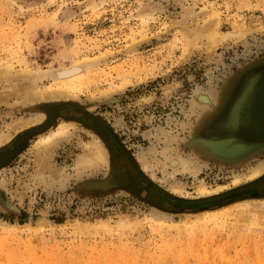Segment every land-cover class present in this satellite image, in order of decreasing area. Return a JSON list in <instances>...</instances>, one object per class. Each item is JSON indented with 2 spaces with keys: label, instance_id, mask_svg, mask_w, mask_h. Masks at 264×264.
<instances>
[{
  "label": "rangeland",
  "instance_id": "374dc122",
  "mask_svg": "<svg viewBox=\"0 0 264 264\" xmlns=\"http://www.w3.org/2000/svg\"><path fill=\"white\" fill-rule=\"evenodd\" d=\"M0 68L11 72L0 80V136L46 113L42 132L0 149V264H264V212L252 204L264 206L263 178L207 198L157 180L182 158L203 164L191 141L216 103L192 111L197 90H214L217 106L232 85L264 99V0H0ZM73 72L83 75L71 104L29 103ZM63 121L73 137L40 151ZM96 138L108 162L78 167ZM256 150L243 166L213 160L177 178L190 192L199 180L225 185L264 163ZM251 195L262 197L208 211Z\"/></svg>",
  "mask_w": 264,
  "mask_h": 264
},
{
  "label": "bare ground",
  "instance_id": "6f19581e",
  "mask_svg": "<svg viewBox=\"0 0 264 264\" xmlns=\"http://www.w3.org/2000/svg\"><path fill=\"white\" fill-rule=\"evenodd\" d=\"M209 26V25H208ZM213 27H205L204 30H202V33L205 35H210L212 42L214 35L211 32V29ZM194 43L193 40H191V44ZM11 72L0 68V80L7 78ZM83 74L80 72H73L69 77L62 80V86L60 87V91H54L50 92L47 90H41L40 93L37 95V97L29 103H35L36 100H39V103H45L47 104H57V103H66L69 102L74 94H75V85L79 81V78ZM257 78H253L251 81L256 82ZM251 82V83H252ZM234 87L229 86L226 87V93H223L221 95L222 99L220 102V105L217 104V96L218 94L212 92H205L201 89L197 90L199 95V103H195L192 107V111L195 110L196 106H204L208 107L213 102L216 103L213 105L215 108L214 110H205L198 116V130L200 129V133L194 135L192 139L191 145H193L196 149L201 150L198 151L199 154L204 155V161L203 164H196L195 160L192 158H182L179 161V164L172 163L171 165L175 166L178 165L179 167L174 170L172 173L166 172L163 174V178H157L159 182H162L164 185L167 186V190L169 193L175 196L180 197H197V198H207L211 196L220 195L222 192H224L226 189L236 187L242 183L255 181L258 178H262L264 176V163H259L257 166H253L249 168L247 173H234V178L230 183H227L225 185H217V186H211L207 182H204L202 180H199L197 182V185L195 187L194 192L188 191L186 184L177 178V173H183V174H190L195 176L196 178L199 176V174L202 172L203 167L206 164H208L209 161H219L221 165H240L243 166L244 161H246L251 155L252 152L259 151V150H252V149H260L263 150V147L258 148L256 146H252V144H247V138L238 131H231V132H222L220 134H216V130L214 129L215 126L218 124L224 125L229 122V110L227 108L231 95H234ZM233 91V92H232ZM246 93V92H245ZM254 98V97H253ZM212 99V100H211ZM220 101V99H219ZM246 102L245 105L250 101V97L248 95H245L243 98V102ZM255 101V100H254ZM224 102V103H223ZM227 103V104H226ZM256 104H259L260 101L256 100ZM32 104V105H33ZM223 104V105H222ZM249 104V103H248ZM244 105V106H245ZM219 107V108H218ZM218 108V110H217ZM32 109H39L38 107H33ZM89 109V108H87ZM34 113L28 118L21 117L19 119H16L12 126L9 129V132L7 134L0 136V149H3L4 147L8 146V144L11 143V140L16 136L17 134L21 133L22 131L29 129L31 127H37L38 132H42V121L46 115L45 112ZM231 113V112H230ZM254 113L256 116V119L258 122H260V114L256 111V108L254 107ZM75 115L80 117L79 112H74ZM232 114V113H231ZM247 114H251L250 110L247 112ZM255 119V121H256ZM256 121V122H257ZM264 122V120H263ZM72 127H74L73 122H67L63 121L61 125L56 129L55 131H52L46 136H42V138L39 140V143L37 145V148L40 151H49L52 148L58 146L63 141H69L73 137L72 133ZM228 129L227 127L224 128ZM251 131L258 137L263 138L264 136V130L261 132L258 131L257 128L251 129ZM197 133V132H196ZM227 133V134H226ZM99 138H96L95 142L92 145V148L94 151L92 154L88 155H82L78 161L77 166L82 169H89L95 166L98 163H104L106 164L108 162V151L105 149V147L101 144V142L98 140ZM251 141V139H250ZM109 150V149H108ZM172 151L171 148L167 149V155ZM136 163L139 165V169L143 172L148 173L149 171H152V165L151 163L147 164L143 159H134ZM45 167V165H44ZM229 168V167H228ZM231 171H235L233 168H231ZM149 172V173H150ZM152 175V173H151ZM154 179H156L154 175H152ZM262 196H250L248 198H241L234 200L232 202H228L227 204H223V206L212 208L208 211H215L217 209H221L223 207H227L229 205L243 202L246 199H257ZM5 199L8 201V199L5 197ZM257 207L258 209H261L262 213L264 212V206L263 204L259 203H252ZM252 206V205H251ZM252 208V207H251ZM205 211V210H203ZM0 224L5 226V223L0 220Z\"/></svg>",
  "mask_w": 264,
  "mask_h": 264
},
{
  "label": "water",
  "instance_id": "95a60500",
  "mask_svg": "<svg viewBox=\"0 0 264 264\" xmlns=\"http://www.w3.org/2000/svg\"><path fill=\"white\" fill-rule=\"evenodd\" d=\"M241 80H242V78L241 79H236V82H241ZM254 83L255 82H252L251 83V85H254ZM232 86H236V85H232ZM250 86V85H249ZM248 86V87H249ZM234 91V95H231L233 98L232 99H234V96L236 95H238L237 94V89H234L233 90ZM232 91V92H233ZM247 94V93H246ZM245 93L244 94H242L241 93V95L238 97V99H239V102H240V99H242V97L244 98V96L246 95ZM244 95V96H243ZM250 95H253V93L252 94H250ZM250 97V96H249ZM251 98V97H250ZM243 101H241V103H242ZM251 101H249L248 103H250ZM246 104L245 106L247 107L249 104ZM63 104H67V103H57V104H49V109H53V108H56V107H59V106H61V105H63ZM68 104H71L70 102L68 103ZM73 104V103H72ZM223 105V104H222ZM244 106V107H245ZM219 108V107H218ZM218 108H217V110H218ZM227 108H228V110H229V114H230V116L231 117H229V122L230 123H227V125L226 124H224V125H217V126H215L214 127V129L216 130L215 132H216V134H220L221 132H222V130L224 131V132H233V131H238L239 133H242L246 138H247V136L246 135H248V133L245 135V133L242 131V129L239 127V125L241 124V119H242V116H243V107H242V110L241 109H239V110H237V109H234L231 113H230V108H229V106H227ZM225 127H227L228 129H225L224 130V128ZM36 129H37V127H36ZM200 131V129L199 130H197L196 132V134H198V133H200L199 132ZM227 134V133H226ZM250 139H251V141H250ZM247 140V144H252V146H256V147H258V148H261V147H264V139L263 140H260V139H255L251 134L250 135H248V138L246 139ZM252 150H256V149H252ZM263 151H264V148H263ZM263 179H264V176L262 177ZM260 180V179H259ZM259 180L257 179V180H255V181H252L251 183H249V184H247V185H245L244 187H241L240 189H238V190H241V189H246V188H249L250 186H252V184L254 185V184H256L257 182H259ZM235 191H237V190H235ZM229 193H226L225 195H228ZM183 211H185V210H183ZM186 211H189V212H191L192 210H186Z\"/></svg>",
  "mask_w": 264,
  "mask_h": 264
},
{
  "label": "crops",
  "instance_id": "0c3cea01",
  "mask_svg": "<svg viewBox=\"0 0 264 264\" xmlns=\"http://www.w3.org/2000/svg\"><path fill=\"white\" fill-rule=\"evenodd\" d=\"M238 95L234 96V99H232L233 97H230L229 101H227L228 103V106L230 108V112H232L234 109H241L242 110V107H243V116H247V115H250V114H247V112L250 110L251 112V121L249 122L246 118V120H244V124L243 125H239V127L243 130V132H250V134H252V131L251 129L253 128H257L258 131L262 132L263 131V128H264V122H263V115H264V99H263V93L260 94V95H256L255 93L251 96L250 98V103L249 105L246 107H244L245 105V101L241 103V101H243V97L242 99H240V102H239V99H238ZM254 97V98H253ZM258 98V99H257ZM258 100L260 101L259 104H256L255 101ZM226 103V104H227ZM254 107L256 108V111L260 114V122H256L255 121V113H254ZM250 120V119H249ZM260 140H263L264 139V136L263 138H260L258 137ZM264 148V147H263Z\"/></svg>",
  "mask_w": 264,
  "mask_h": 264
},
{
  "label": "flooded vegetation",
  "instance_id": "af4514ba",
  "mask_svg": "<svg viewBox=\"0 0 264 264\" xmlns=\"http://www.w3.org/2000/svg\"><path fill=\"white\" fill-rule=\"evenodd\" d=\"M122 170H126L124 167L123 168H121Z\"/></svg>",
  "mask_w": 264,
  "mask_h": 264
}]
</instances>
